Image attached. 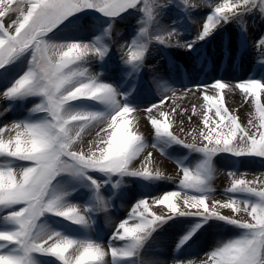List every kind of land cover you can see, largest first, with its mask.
<instances>
[{
	"label": "snow or ice",
	"instance_id": "snow-or-ice-1",
	"mask_svg": "<svg viewBox=\"0 0 264 264\" xmlns=\"http://www.w3.org/2000/svg\"><path fill=\"white\" fill-rule=\"evenodd\" d=\"M141 3L142 0H0V68L30 53L28 69L10 87L0 91V99L41 96L43 102L32 111L45 114L35 121L0 124V209L5 210L0 219L13 225L9 230H0V264H42L37 256L54 258L55 264H138L146 241L175 217L199 218L180 239L177 249L209 220L223 221L243 230L238 237L206 253L208 259L201 264H264V178H258L256 187V180L237 178L234 172H229L231 185L225 190L228 199L209 204L215 156L226 153L238 158L264 159V81L260 79L236 81L234 88L219 80L195 86L203 101L199 144L186 143L172 130L176 126L175 117L187 109L165 110L162 106L167 98L143 109L153 130V148L163 154L161 143H176L203 157L194 168L177 161L176 189L152 198L153 205H163L167 211L161 209L158 215L151 211L148 197L138 200L115 225L107 245L87 236L66 235L41 223L49 215L89 228L95 211H107L109 204L100 193L107 181H98L89 173L149 181L172 179L151 169V152L140 160L141 167H133L147 147L139 121L133 115L138 108L121 102V94L112 85L91 75L84 66L91 58H103L107 48L78 40L55 43L46 39L81 12L91 10L116 18ZM185 3L198 6L192 0ZM253 6H260L264 14V0H259V4L257 0H223L216 4L202 23L197 40L209 37L229 20H242ZM141 11L147 13L150 21L154 19V11L147 3ZM5 17L11 22L6 23ZM139 35L145 37V43L134 40L121 46L123 58L129 64L143 61L151 39L172 46V37L177 36L174 31L161 29L151 37L146 27L140 29ZM175 46L191 49L192 44L177 40ZM255 46L258 52H264V37ZM209 88L214 94H207ZM235 89L254 108L255 116L249 119L247 127L226 104L225 90ZM77 101H93L107 110L69 107ZM196 107L192 105L193 115H197ZM93 129L94 137L85 139ZM62 174L87 179L95 190L98 207L68 203L65 198L69 193L53 187V181ZM219 209H230L232 215H224ZM241 213H246L249 219H240ZM174 264L193 262L176 259Z\"/></svg>",
	"mask_w": 264,
	"mask_h": 264
},
{
	"label": "rangeland",
	"instance_id": "rangeland-1",
	"mask_svg": "<svg viewBox=\"0 0 264 264\" xmlns=\"http://www.w3.org/2000/svg\"><path fill=\"white\" fill-rule=\"evenodd\" d=\"M222 2L223 0H192V3L198 6L190 7L185 0H142L138 8L131 9L116 18L105 17L98 12L87 10L70 18V22L66 21L60 28L48 34L46 39L55 43L78 40L93 43L101 49L107 48L103 58H91L84 66L91 75L112 85L121 94V102L138 108V112L133 115L139 121V128L145 137L147 147L141 158L133 162V167H141L140 160L151 152L153 158L151 169L159 170L172 179L149 181L132 176L89 173L98 181H107L100 189L101 195L109 204L107 211H95L89 228H81L62 218L49 215L43 217L41 223L66 235L87 236L107 245L115 225L128 215L138 200L148 197L151 211L158 215L161 214V209L167 211L163 205H153L152 198L176 189L177 161L194 168L203 157L202 154L176 143H161L163 154L159 149L153 148L152 144L155 143L153 130L145 118L143 109L165 98H167L166 102L162 106L165 110L173 107L178 111L187 109V112L180 111L175 117L176 126L172 130L186 143L199 144L201 141L198 126L202 127V117L199 113L202 111L203 101L200 92L195 89L196 85L211 84L219 80L228 82L234 88L236 81L249 78L264 81V52H258L255 46L256 41L264 37V14L261 13L260 6L249 8L242 20H229L228 23L217 27L209 37L197 40L202 23L212 12V8ZM145 3L154 11V19L151 21L147 13L141 11ZM4 19L6 23L11 22L8 17ZM144 27L151 37L161 29L174 31L177 36L172 37V46L151 39L143 61L129 64L123 58L121 46L130 44L134 40L137 43H145V37L139 35L140 29ZM177 40L181 44L191 43V49L175 46ZM29 58L30 53H25L5 68H0V91L10 87L23 75L29 67ZM207 94H214V91L209 88ZM225 100L228 109L239 117L242 125L247 127L249 119L255 116L251 104L244 102L238 89L225 90ZM42 102L41 96L0 99V112H3V115H0V124L43 119L44 113L32 111L35 105ZM194 104L197 106V115L192 114ZM69 107L91 111L107 110L106 106L93 101H77ZM189 116H192L191 120L188 119ZM209 116H212V113H209ZM255 122L258 124V118ZM94 132L93 129L85 139L93 138ZM193 137H196L195 141ZM212 163L215 173L211 180L210 205L213 200L228 199L225 190L231 185L232 177L229 176V172H234L237 178L256 180L257 184L254 185L256 187H259L258 178H264L262 158H238L221 153L213 158ZM113 184L117 186L113 187ZM53 187L58 191L69 193L65 198L68 203L98 207L95 190L83 177L76 178L62 174L53 181ZM176 202L182 204L181 201ZM4 211L0 209V216ZM219 211L224 215H232L230 209H219ZM239 218L249 219L246 213H241ZM198 219L175 217L161 225L141 249L137 258L138 264H174L176 259L201 264L208 259L206 253L221 243L238 237L243 231L223 221L209 220L187 243L177 249L180 239L193 228ZM12 227L13 225L0 219V230H9ZM37 259L41 260L42 264H55L54 258L37 256Z\"/></svg>",
	"mask_w": 264,
	"mask_h": 264
}]
</instances>
